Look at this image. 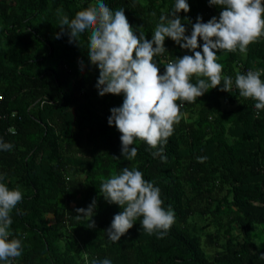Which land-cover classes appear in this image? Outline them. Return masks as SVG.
I'll list each match as a JSON object with an SVG mask.
<instances>
[{"label":"trees","instance_id":"1","mask_svg":"<svg viewBox=\"0 0 264 264\" xmlns=\"http://www.w3.org/2000/svg\"><path fill=\"white\" fill-rule=\"evenodd\" d=\"M103 2L113 12L123 8L133 31L151 39L175 0ZM187 2L190 11H181L180 19L188 34L197 16L207 22L222 10L208 0ZM96 3L0 0V138L13 145L0 150V175L10 190L19 187L23 194L10 214L9 230L22 242L13 264L104 258L112 264H264V110L257 116L255 101L241 97L234 84L230 92L218 86L183 103L164 145L166 161L139 139L130 146L137 148L136 157L127 160L121 133L107 123L124 97L98 94L99 70L88 59L90 33L79 35L80 46L69 42L66 31L56 38L59 16L71 20ZM165 47L154 57L161 74L170 60L192 54L168 37ZM217 62L233 81L238 72L264 69V38L246 54L217 52ZM124 167L142 171L159 187L163 207L174 211L175 222L162 238L142 228V217L118 242L108 238L106 229L123 209L105 201L101 184ZM94 198L95 227L89 228L90 218L77 219L75 209Z\"/></svg>","mask_w":264,"mask_h":264},{"label":"clouds","instance_id":"2","mask_svg":"<svg viewBox=\"0 0 264 264\" xmlns=\"http://www.w3.org/2000/svg\"><path fill=\"white\" fill-rule=\"evenodd\" d=\"M208 3L222 9L219 16L207 22L197 16L188 34L180 13L189 12L190 5L187 0H175L170 12L160 15L151 39L133 31L123 8L113 12L103 0L77 11L71 20L68 16H59L58 11L61 32L56 34L57 39L66 31L69 42L80 46L79 35L90 33L88 59L99 70L95 84L98 94H123L122 104L110 109L107 123L121 133V154L127 160L136 157L137 148L130 146L139 139L155 150L151 153L153 157L166 161L164 145L173 134L174 125L180 122L183 103H192L218 86L221 91L230 92L234 84L241 97L255 101L257 116L259 110H264V81L261 79L264 69L238 72L233 81L231 76L222 75L223 65L217 62V52L239 50L246 54L251 43L264 38V0H208ZM166 37L192 54L170 60L161 74L154 57L165 52ZM79 63L83 71L84 62ZM194 76L196 83L191 82ZM12 148L11 143L0 138V150L11 151ZM205 159L197 157L201 163ZM101 191L106 202L123 209L114 215L106 229L113 242H118L139 217H142V228L160 238L175 222L171 206L163 207L159 187L146 180L140 170L122 168L119 174L102 181ZM22 199L19 187L10 190L0 175V261L4 264H13L22 255L21 240L13 238L9 230L13 223L10 214ZM96 204L94 198L87 208L75 209L77 219L82 215L90 218L89 228L95 227L92 217ZM91 264H112V261L104 258L93 260Z\"/></svg>","mask_w":264,"mask_h":264}]
</instances>
